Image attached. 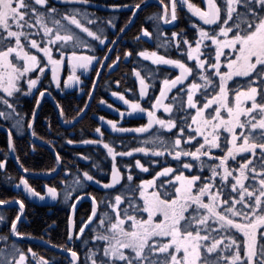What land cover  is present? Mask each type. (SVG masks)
Returning a JSON list of instances; mask_svg holds the SVG:
<instances>
[{
    "label": "snow or ice",
    "instance_id": "obj_1",
    "mask_svg": "<svg viewBox=\"0 0 264 264\" xmlns=\"http://www.w3.org/2000/svg\"><path fill=\"white\" fill-rule=\"evenodd\" d=\"M60 2L64 10L54 0H0V118L4 120L19 122V98L35 95L33 89L39 97L51 95L47 89L37 87L46 68H50V83L59 89V73L65 62L71 69L63 80L67 86L80 82L77 69L87 72L96 64L104 66L110 58L117 41L106 44L107 36L87 26L94 23L87 10L70 6L87 5L89 0ZM158 2L160 14L153 13L149 19L176 27L177 5L186 6L196 18H189L192 38L183 29L167 36L157 24V39L164 37L157 47L174 48L179 58L146 49L136 55L178 73L171 78L165 75L154 99L148 96L149 84L135 68L139 98L112 93L130 113H146L147 122L136 127V133H149L157 127L140 147L126 152H117L103 139L81 141L102 144L112 159L111 179L103 183L88 171L82 172L83 179H73V191L87 182L105 191L99 200L92 193L83 194L91 204L87 219L77 223L69 216L67 220V243L79 241L87 249L83 260L72 247H54L70 254L66 257L68 264H264V0H200L199 5L192 0ZM142 5L148 7V0L125 7L134 17ZM108 24L115 28L112 20ZM77 30L109 52L98 57L95 46L82 39ZM152 36L142 27L135 39ZM132 54L124 52L126 58ZM118 60L119 56L107 67ZM145 98L150 107L142 106ZM56 106L63 117V107L58 102ZM158 109H163L168 118L157 115ZM83 111L80 109L77 116ZM108 123L113 130L129 131L117 129L113 121ZM28 127H32L31 121ZM161 130H167V135ZM95 132L103 137L100 127ZM8 145L14 148L11 132ZM133 153L148 158L151 170L140 159L135 160V168L150 178L136 182L131 171L121 173L117 156L132 157ZM56 161L60 162L59 154ZM123 167L131 169L133 165ZM4 168L5 161L0 160V169ZM21 185L26 195L41 200L46 196L56 199L61 194L55 186H45L42 194L24 176L17 187ZM63 195L67 200L72 192L65 190ZM11 204L18 205V211L10 222L9 234H0V264H56L55 258L50 261L37 256L31 248L25 251L15 240L9 243L12 236L26 235L17 227L24 201L0 199V205ZM6 224L5 216L0 214V225ZM86 232L91 235L86 236Z\"/></svg>",
    "mask_w": 264,
    "mask_h": 264
},
{
    "label": "flooded vegetation",
    "instance_id": "obj_2",
    "mask_svg": "<svg viewBox=\"0 0 264 264\" xmlns=\"http://www.w3.org/2000/svg\"><path fill=\"white\" fill-rule=\"evenodd\" d=\"M120 2H121L120 0H114V1L110 0L108 2L106 0H89V3L87 5H80V4L70 5L71 7H81L82 9L87 10V12L89 13V18L94 21V23L92 25H87V26L92 27V29L94 31L102 32L103 35L107 36L108 40L105 41L106 44L112 40L117 41V43L112 46V50L109 52L108 48H106L102 45H99L98 42L94 40V38L88 37L86 33H82V32H80V30H77V32H79V34L81 35L82 39H84L87 42L92 43L95 46V54L98 57L103 58L104 54L106 52H109L110 58L106 61L104 66L96 64L95 68H90V70L87 72H83L82 70L77 69L76 74L80 76V82L79 83H71L70 82L67 86H65L63 84V80L67 78L71 69H70V66L65 62L63 68L61 69V71L59 73V75L61 77V88H59V89L56 87L55 83H50V81H51L50 68H46L45 69L46 75H42L41 82L38 84L37 87L40 88L41 90L47 89L48 92L51 93L50 96L53 97V99L58 103L60 102V99H63L66 96H73L75 99L81 100V101H79L80 102L79 104L83 105L81 109H84L88 102H90L88 105V107L90 108L91 104L94 101V93H95L97 87H99V89H97V96H96V100L94 102V104L97 106V111H98L97 113H94L96 115V118L104 117V121L107 123H108V121L115 122L117 129L124 128V129H128L130 131V130H134L136 127H139L140 125L146 123L147 121L144 118L133 119V118H128V117L127 118L123 117L121 115V113L130 114V112L128 111V106L125 105L123 103V101H121L118 97L113 96L112 93L113 92H120L127 99H138L139 98V87L140 86H139V81L133 72V69L135 68L138 71H140L141 76L144 77L146 82L149 84L148 96L151 97V99H154L155 95H157L159 93V87H160L162 79L165 78V75H167L169 78H171L172 76H175L178 73V70H172L169 66L154 65V64H152L151 61L146 60L143 57L137 56L136 53L139 51L145 50V49L148 51L156 50V51H158L159 54L168 55L172 58H179L178 54L174 48H170L168 50H165L163 47H159V48L157 47V45L159 43H161V41L163 40L164 37H160L159 40L157 39L158 33H157V29L155 26L157 24H159V31L163 32L167 36H170L172 31L179 32L181 29H183L187 33L188 37L191 39L192 35H193V30L190 27V19L189 18H191L192 20H196V18L191 16V13H189L187 11L186 6L181 8L178 4L177 15H178V21L179 22L176 24V27H171V26L166 27L167 25L163 24L162 21H157L155 18L149 19V17L153 16V13H156L157 15H159L161 10H162L161 6L157 2L151 1L148 3V5H151V4L156 5V6H158L157 7L158 9L155 11H151L152 13H146L145 16H142V19L140 20V22H143V24H144V25L143 24L141 25V28L142 27L147 28L150 32L153 33V36L151 38L145 37L143 39L137 40V39H135V37L140 33L141 28L136 33V30L133 27L134 23H132L124 33L120 32V29L125 28V26L128 23V22H123L121 13L127 12V13H125V15L129 16V18H130V15L132 14V12L127 7H125L126 4H121ZM54 3H56L57 7H60L62 10H64V6L60 2V0H54ZM112 5H120V7L113 8ZM200 6H203V5H200ZM143 8L144 7L142 6V9ZM135 19H136V17H135ZM108 20H112L113 24L115 25V28H113L111 25L108 24ZM85 51H88V50H85ZM125 51L132 52L133 53L132 56L130 58H126L124 56ZM88 54H92V52L89 51ZM117 56H119V60H118L117 64L112 65L111 68L107 67V65L111 64L112 60H115ZM112 58H114V59H112ZM97 69L99 70V75H97ZM112 71H113V73H112ZM149 72H152L154 75L150 76L148 74ZM110 74H115V76L110 77ZM108 75H109L110 79H108V77H107ZM90 80L92 81V83H91V87L89 89L88 87L90 84ZM95 80H96V85H95V88H94V91H93V94H92V97L90 100L89 93H91L92 86L94 84L93 81H95ZM117 81H119V83H117ZM129 89L131 91H129ZM33 93H35V96H36L35 102H36V99L39 97V92L36 91V89H33ZM30 95H32V94H30ZM170 95H172V94L170 93ZM23 97H26V95L21 96L19 99L23 100ZM43 101H49L52 104L50 99L47 98L46 96H44L42 98L41 103H43ZM101 101H105L106 103H102ZM141 104L143 107H150V102L147 98L141 100ZM109 105H111V107H109ZM19 106L20 105L18 104L17 109L19 108ZM35 106H36V103L34 105L33 110L35 109ZM89 108H87L83 117L86 115ZM39 109L37 111L36 117L38 116ZM132 113H138V112H132ZM139 113H141V112H139ZM157 115H159L165 119L168 118V114L163 113V109H158ZM32 116H33V114L31 115V118H32ZM36 117H35V120H36ZM83 117H81L79 121L74 123L70 128H68L66 130L74 129V127L83 119ZM71 120H69V121L71 122ZM20 121L22 124V133L17 135L18 137L25 134V128H24L25 122L23 119H20ZM29 121H28V123H29ZM95 122L98 124V127H100L101 132L103 133V137L106 135H112V136L116 137L117 141H116L115 149L117 152L128 151V148L130 146L135 145L136 142H138V141H140V142L143 141L146 138V136L148 134L152 133L153 131H155V128L157 127V126H154L153 129L149 130V133H145V134L129 133V131H125V133L114 135V134L106 133L104 131V129L101 127L100 123H98L97 121H95ZM28 123L26 124V126L28 125ZM34 123H35V121H34ZM66 123H69V122L66 121ZM0 125L7 128L10 132L13 131L9 127V125H11L10 120H3L2 118H0ZM111 127H112V125H111ZM161 131L165 135H167V130H161ZM1 132H3V131H1ZM13 133H14V131H13ZM70 133L73 134V132H71V131H70ZM47 144H49L51 146L50 143H47ZM7 148H8V146H7ZM54 157H55V155H54ZM74 158H75V161L70 162L69 173H71V172H75V173L70 174L71 178L69 179V181L67 183L64 184V186L65 185L73 186V179L76 176H80L81 179H83V177H82L83 171H88L93 176L95 175L94 174L95 172H97L99 174L102 173L101 171H99V168L96 167L97 164L94 163V161L91 158L90 159L89 158L84 159L83 155H80V156L77 155V156H74ZM55 159H56V157H55ZM136 159H140L141 163L145 164L146 166H149L150 170H151V166L149 164L148 158L145 159L143 157H135L133 155H132V157L117 156L116 163H117L118 167L120 168L121 173H123V174H126L128 171H131L133 173V175L140 174L142 176L141 178H144V179L150 178V176L148 174H146V173L141 174L140 169L135 168V160ZM160 159H161V161H163V158H160ZM170 159L171 158H169V160ZM125 164H131V165H133V167L131 169H125L123 167V165H125ZM61 165H62V163H61ZM94 165H95V167H94ZM111 165H112V161L110 162L109 170L107 172H105L106 177L104 179H101V181L103 183H107L109 180V177L111 175ZM5 166H6V161H5ZM5 169H6V167L4 169H0V172H4ZM6 179H8V178L5 177V180ZM97 180H99V179H97ZM136 182H138V181H136ZM17 184H18V182H15L11 186V189L15 192H17L19 190V188L17 187ZM57 189L59 191L62 189L61 184H60V187ZM84 193H92L93 195H95L97 197L98 200L101 199L105 195V191L102 190V187H97L92 182H87L86 185H77L76 186V190L72 194L71 198L69 199L68 204L65 203L67 206H60L61 200L59 197L56 198V202L50 206H42V205H38V204H34V203L33 204L35 206L43 207L47 210L58 211V210L62 209V210H68V212H70L72 205L76 201V199H75L76 196L79 195V196L84 197V195H83ZM109 195H113V193H109ZM84 206H85V212H86V218L85 219H87V216L91 213L90 200H83V201L79 202L76 205V208L74 209L72 217L75 220H77L78 215L81 212H84V210H83ZM6 209H8V208H0V214H3L6 218V221H7V216H6V213L4 212V210H6ZM17 211H18V209H17ZM26 214H27L26 209L24 208L22 218L19 221L17 227L20 225V223L22 221L26 220V216H27ZM68 215H69V213H68ZM78 222H79V220H78ZM7 223H8V221H7ZM54 225H55V223H53V226ZM0 226H2V225H0ZM9 228H10V226H9ZM76 230H78V229H76ZM7 234H9V230H8ZM87 234L91 235V233L86 232L85 235L87 236ZM24 237L34 238L31 236H24ZM36 239H38V238H36ZM12 240L13 239H11V237H10L9 243H11ZM40 240H42V239H40ZM42 241H44V240H42ZM18 244H21V242H17V245ZM25 244H27V243H25ZM66 246L72 247L73 250L77 251L78 254L80 255L81 260H83L84 252L87 251V249L82 248L80 246L79 241H76L75 245L66 244ZM58 249H61V248H58ZM61 250L64 251L63 249H61ZM53 252L57 254L56 255L57 258L61 257L66 262H68V259L62 253H59L58 251H55V250H53ZM30 255L31 254H29V256Z\"/></svg>",
    "mask_w": 264,
    "mask_h": 264
},
{
    "label": "trees",
    "instance_id": "obj_3",
    "mask_svg": "<svg viewBox=\"0 0 264 264\" xmlns=\"http://www.w3.org/2000/svg\"><path fill=\"white\" fill-rule=\"evenodd\" d=\"M107 2L110 0H106ZM114 1V0H111ZM121 4L134 5L140 3L141 0H120ZM193 3L200 4V0H192ZM165 3H168V0H165ZM158 6L149 5L146 8L140 10L134 20L133 27L136 30V33L141 28L143 22H140L142 16H145L146 13H152L151 11L157 10ZM178 9V5H177ZM127 13V12H125ZM125 13L122 14L123 22L129 20V16H126ZM144 25V24H143ZM152 28V27H151ZM114 59V58H112ZM113 73V71H112ZM115 74H110V77H114ZM108 79L109 75L107 76ZM92 81L90 80L89 89L91 87ZM99 89V87H97ZM97 89L94 93V101L91 104L88 112L83 117V119L74 127V129L66 130L63 129L56 118V112L49 101H43L36 117L35 123L33 125L32 131L36 133V137L40 140L50 143L53 150L59 154L60 162L62 163V168L57 174V176L49 179H27L29 184L35 188L37 191L43 193L45 185L60 187V184L67 183L71 178L70 174L75 173L70 170V162L75 161L74 156L83 155L91 158L96 167L99 168V171L102 173L99 174L95 172V178L101 180L106 177L105 172L110 168L109 156L106 154V150L101 145L95 144H84L81 141L84 140H100L103 139L105 142L110 143L115 147L116 137L112 135H106L100 137L98 133L95 132V129L98 127V124L92 119V116L97 113V106L94 104L97 96ZM35 95H26L22 99H19L18 104L20 105L17 111L20 113V118L25 122V134L22 136H17L15 133L12 134V142L14 145L13 151L16 158L18 157V162L22 165L23 169H28L29 172L33 173H51L55 170L56 159L54 155L46 148L41 146L33 145L29 142L26 134V124L30 120V117L33 113V108L35 105ZM79 101L73 96H66L63 99H60L59 104L63 107L65 115L63 116L65 121L71 120L72 117L77 116V112L82 108L83 105H80ZM83 101V100H82ZM83 103V102H82ZM81 103V104H82ZM73 132V134L70 133ZM72 140L74 143L69 144L68 141ZM69 151V152H68ZM71 153V154H70ZM147 159V158H145ZM0 160L6 161V169L4 172H0V199L6 201H14L20 199L24 201L26 209V220L22 221L18 226L20 232L25 233V236H31L34 238L42 239L47 244L51 245H66L67 243V220H68V210H47L43 207L35 206L30 203L22 195L20 191H13L11 186L15 183H19L21 174L18 172L16 167L9 159L8 148H7V138L3 132L0 131ZM53 169V171H49ZM67 170V171H66ZM5 177L8 179L5 180ZM142 176L140 174L134 175V181H138ZM83 207V206H82ZM84 212H81L78 215V220L81 218H86L85 206L83 208ZM7 216L8 223L6 225L0 226V234H6L9 230L10 222L16 217L17 208L10 207L4 210ZM80 212V211H79ZM78 212V213H79ZM77 213V214H78ZM85 213V214H84ZM53 223L55 225L53 226ZM75 245L74 243H71ZM18 246L25 251L28 248H31L34 252L37 253V256H44L45 259L52 260L56 259V264H68L63 258L56 257V253L52 249L46 247L42 244L37 243H21Z\"/></svg>",
    "mask_w": 264,
    "mask_h": 264
},
{
    "label": "water",
    "instance_id": "obj_4",
    "mask_svg": "<svg viewBox=\"0 0 264 264\" xmlns=\"http://www.w3.org/2000/svg\"><path fill=\"white\" fill-rule=\"evenodd\" d=\"M151 1L157 2L156 0H148V3L151 2ZM157 3L159 4V2H157ZM142 6H143V5H142ZM137 11H138V10H137ZM134 17H135V16H134ZM134 17H133V14H132V16H131V20L129 21V23H128V24L125 26V28H124L125 31H126V30L128 29V27L131 25V23H132ZM168 26H169V25H167L166 27H168ZM125 31H124V32H125ZM124 32H121V33H124ZM95 84H96V80L94 81V84H93V86H92L91 95H90V100H91V97H92V94H93V90H94ZM45 96L51 100V102H52V104H53V106H54V108H55L56 115H57V118H58V121H59L60 125H61L63 128H66V129L70 128L74 123H76L77 121H79L81 117H83V115L85 114V112H86V110H87V108H88V105H89V103H90V102L87 103V105H86L85 108H84V111L81 112V113L79 114V116H78L75 120H73V121L70 122V123H65L64 120H63V117L60 116V110L57 108V106H56L57 104H56L55 100L53 99V97H51L50 95H45ZM39 98H40V103H41V100H42L43 97H39ZM39 106H40V104H39V105L36 104V106H35V115H33L32 118H31V120H30L31 123H32V126H33V122H34V119H35V117H36L37 111H38V109H39ZM123 117H126V118L128 117V118H133V119L144 118V119L147 121V115H146V113H139V112H138V113L123 114ZM93 119H94L95 121H97L98 123H100L101 127H102V128L104 129V131H105L106 133H108V134L118 135V134L125 133V132H121V131H118V130H113V128L111 127V125L108 124L107 122H105L104 120H100V117H98V118L94 117ZM0 130L3 131V132L6 134V137H7V143H8V142H9V130H8L7 128H5L4 126H1V125H0ZM27 130H28V131H27V133H28V138H29L34 144H36V145H38V146H41V147H44V148H47V149H48L49 151H51V152L55 155V157H56L57 154L55 153V151L51 148V146H50L49 144L44 143V142H41V141L38 140L35 136L32 135V127L29 128V127L27 126ZM129 133H136V132H135L134 130H130ZM137 134H145V133H137ZM11 139H12V138H11ZM7 145H8V144H7ZM8 151H9V155H10L11 161H12V163L14 164V166L17 168V170H18L23 176H25V177H27V178H31V177H32V178H41V179L51 178V177L55 176V175L58 173L59 169H60V162H59V163H57V166H56L55 171H54L53 173H51V174H32V173L24 172V170L21 168V166L19 165V163L17 162V160H16V158H15V155H14V153H13V149H10V148H9V145H8ZM110 179H111V175H110V177H109V180H110ZM109 180H108V181H109ZM93 184H94V183H93ZM94 185H95V184H94ZM95 186H97V187H101V186H99V185H95ZM21 188H22V190H23V186H22V185H21ZM45 191H46V189H45ZM23 193H24V195H25L29 200H31L33 203L38 204V205H42V206H50V205H52L53 203H55V201H56V199H53V198H51V197H47V196H46L43 200L39 199L38 197H31V196H28V195L25 194L24 190H23ZM83 200H89V199H85L83 196H81V199L78 200V201L76 200L74 204L77 205L79 202H81V201H83ZM10 207H17V208H18V205H16V204H11V205L8 206V207H5V206H3V205H0V208H10ZM73 212H74V209H73V207H72L70 216L73 215ZM22 215H23V213L21 214V217H22ZM20 220H21V219H20ZM20 220L17 221V225H18V223H19ZM11 239H13V240H15V241H17V242H21V243H37V244H42V245H44V246H46V247H49V248L52 249V250H55V251H58L59 253H62L65 257H69V256H70V254L65 253V252L62 251L61 249H58L57 247H54L53 245H51V244H47V243L43 242L42 240H39V239H36V238L14 237V236H12Z\"/></svg>",
    "mask_w": 264,
    "mask_h": 264
},
{
    "label": "rangeland",
    "instance_id": "obj_5",
    "mask_svg": "<svg viewBox=\"0 0 264 264\" xmlns=\"http://www.w3.org/2000/svg\"><path fill=\"white\" fill-rule=\"evenodd\" d=\"M112 63V62H111ZM3 108V106L2 105H0V109H2ZM3 119V118H2ZM20 119L21 118H19V122L17 121V120H14V119H10V123H11V125H9V127H10V129H12L13 131H14V133L15 134H17V135H19V134H21L22 133V124H21V121H20ZM4 120V119H3ZM141 144H142V141L140 142V141H138V142H136V144L135 145H133V146H130L129 148H128V150L130 149V148H133V147H140L141 146ZM133 156H135V157H143V158H147V157H145L144 156V154H142V153H133ZM109 159V163L112 161V159H111V157H108ZM65 190H67V191H69V192H72V194L75 192V191H73V186H68V185H65V186H63L62 187V189L60 190V196H59V198H60V200H61V205L60 206H67L65 203H67L68 204V202H69V199H65V197H64V195H63V193H64V191ZM87 236H90L89 234H87ZM29 259H31V255L29 256Z\"/></svg>",
    "mask_w": 264,
    "mask_h": 264
},
{
    "label": "bare ground",
    "instance_id": "obj_6",
    "mask_svg": "<svg viewBox=\"0 0 264 264\" xmlns=\"http://www.w3.org/2000/svg\"><path fill=\"white\" fill-rule=\"evenodd\" d=\"M130 16H131V15H130ZM134 20H135V19H134ZM134 20H133V22H134ZM133 22H132V23H133ZM93 82H94V81H93ZM56 118H57V116H56ZM57 119H58V118H57ZM72 121H73V120H71V122H72Z\"/></svg>",
    "mask_w": 264,
    "mask_h": 264
}]
</instances>
